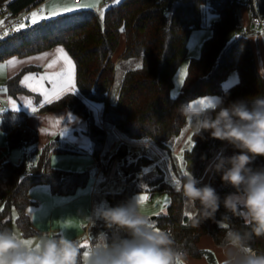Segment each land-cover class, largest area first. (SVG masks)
<instances>
[{
  "label": "trees",
  "instance_id": "1",
  "mask_svg": "<svg viewBox=\"0 0 264 264\" xmlns=\"http://www.w3.org/2000/svg\"><path fill=\"white\" fill-rule=\"evenodd\" d=\"M41 1L0 0V3L5 2L17 11ZM204 3L217 18L210 26V36L200 45L199 55L189 59L187 75L179 93L171 96L172 77L187 54L188 36L191 30L203 25L201 6ZM253 5L264 18V0H121L119 4L105 8L103 23L93 10L77 9L0 40V59L62 45L76 66L75 82L79 92L103 103L102 117L106 124L128 138L149 139L169 151L168 141L185 125L176 112L178 105L205 94H217L225 103L264 95V79L260 76L249 31L239 15L240 8L246 7L251 14L250 25L256 27L252 25ZM133 57L140 60L141 67L135 66L124 72L112 102L109 94L115 80L116 60ZM31 69L34 66L24 67L5 81L7 94L32 93L20 84L21 76ZM230 70L236 71L238 80L223 90L221 82ZM34 96L39 101V95ZM65 107L85 118L86 133L93 154L97 156L103 148L106 133L95 123L91 111L79 96L68 92L39 109L50 111ZM26 118L24 110L5 108L0 112V129L5 135L7 149L24 148L20 161L8 159L0 167V228L14 229L16 226L23 237H31L36 231L27 212L33 202L29 196L30 188L45 183L52 193L72 194L87 183L90 172L51 166L49 153L57 147V141L37 149V132L27 124ZM204 136L202 139L192 133V146L183 152L186 170L192 171L201 181L209 160L225 147L223 142L211 138L208 133ZM128 150L124 143L115 150L125 181L120 191L104 194L108 204L114 207L128 201L134 192L140 191V184L147 186L146 191H167L170 202L166 212L155 216L154 222L171 231L175 247L187 257L206 255L212 259L211 252L199 246V240L208 235L219 245L224 231L211 220L192 226L185 215L184 198L164 180L159 168L156 178L144 175L135 179L134 174L151 164L152 159L142 154L129 160ZM231 152L229 147L228 153ZM260 166H264V157H258L254 162L253 167ZM29 172L32 174L26 175ZM183 179L184 175L180 176V181ZM202 182L211 183L222 198L233 191L218 175L213 179L209 174ZM224 214L225 209L221 206L216 214L217 220H222ZM225 222L238 229L244 227V221L237 217H230ZM101 230L109 231L102 221H98L91 231L95 235ZM87 232L89 235V227ZM251 246L264 252V238L253 239Z\"/></svg>",
  "mask_w": 264,
  "mask_h": 264
},
{
  "label": "clouds",
  "instance_id": "2",
  "mask_svg": "<svg viewBox=\"0 0 264 264\" xmlns=\"http://www.w3.org/2000/svg\"><path fill=\"white\" fill-rule=\"evenodd\" d=\"M260 76L264 79L261 69ZM176 112L195 136L203 139L208 133L225 144L209 160L206 172L233 189L222 198L211 183L185 172L176 191L184 198L191 225L211 220L224 231L218 245L222 264H264V252L251 246L253 239L264 238V166L253 167L264 157V95L229 103L199 98L178 105ZM221 206L225 214L217 220ZM145 207L146 201L137 196L114 207L94 206L86 215L91 241L86 251L80 238L50 233L27 246L16 230L0 228V264H187L171 231L158 227ZM230 217L242 219L244 227L230 226L225 222ZM98 221L111 235L92 233Z\"/></svg>",
  "mask_w": 264,
  "mask_h": 264
},
{
  "label": "crops",
  "instance_id": "3",
  "mask_svg": "<svg viewBox=\"0 0 264 264\" xmlns=\"http://www.w3.org/2000/svg\"><path fill=\"white\" fill-rule=\"evenodd\" d=\"M42 1L40 4H42ZM81 1L82 0H72V3ZM48 2H51V0H48ZM248 12L249 11L246 7L240 8L241 18L243 24L249 31L248 35L256 54L257 64L260 62L264 69V34L258 32V28H254L250 25ZM57 47L63 46L55 45L52 48L23 56L10 55L0 59V62L3 63L13 57L19 60H26L28 57H35L45 52L54 53ZM50 59H52V56H49L44 60H32L25 64H19L14 68L5 67L0 74V83H5L8 78L24 67L34 66V69L26 71L21 76V84V81L26 75L44 72V65H46ZM117 61L118 60H116V62ZM21 85L33 94H38L39 101L36 100L34 95L31 96L24 93H18L16 96L9 95L4 87V89H0V98L3 100L6 109H11V101H15L19 104L17 110L26 111L27 124L33 128L38 135L37 149H41L49 142L57 141V147L49 153V163L51 166L74 171L86 170L90 172V177L85 185L79 186L74 193L68 195L52 193L49 186L45 183H37L32 186L29 190V196L33 202L28 206L27 212L36 234L31 237H23L21 231L16 226L14 227V230L17 229L16 231L18 235L24 239H31L33 243L37 242L38 238L42 235L61 233L67 235L69 238H80L81 244L87 241L89 245L90 240L87 232L88 224L86 215L92 212L97 201L105 199L104 194L109 193V191H107L109 189L108 187L98 188L100 170L97 165L98 159L96 155L93 154L89 136L86 133L87 122L85 118L76 114L68 107L50 111H41L39 108L47 104L44 102L43 95L40 93H34L24 84ZM45 86L50 87L47 82L45 83ZM75 87L77 91L74 94L79 96L89 108L95 123L105 130V145H107L109 135H116L118 130L115 127L113 128L106 124L104 121L102 117L103 103L83 96L79 92L76 82ZM112 91H110L109 100ZM53 100L56 99L53 98L52 101ZM29 101L31 102V105L37 109L35 113H32L31 110L25 106ZM42 129H46V131H42ZM11 151L12 150L9 151L7 149L5 135L0 129V167L4 161L8 159L11 160ZM99 156L101 157V154H99ZM21 158L22 155L20 154L14 161L18 162ZM93 166L95 168H93ZM205 174V176L203 175L201 178L202 181H206L208 178L209 173L206 172ZM206 176L207 178L205 180ZM149 193L150 191H146V195ZM29 209H31V211H29ZM199 246L208 249L213 256L212 259H209L206 255L200 257H187V264H222L224 257L222 256L218 245L214 243L210 236L203 235L199 240Z\"/></svg>",
  "mask_w": 264,
  "mask_h": 264
},
{
  "label": "rangeland",
  "instance_id": "4",
  "mask_svg": "<svg viewBox=\"0 0 264 264\" xmlns=\"http://www.w3.org/2000/svg\"><path fill=\"white\" fill-rule=\"evenodd\" d=\"M47 2L48 0H43L42 4H40V7L34 11H38L41 7L47 9L49 4L51 3V2L48 3ZM82 2H84V0H82L81 2H73V4H80ZM111 4H114L113 0ZM107 6L108 5L104 3V0H99V3L95 8H88V9L93 10L96 13L97 17L100 18L101 10H103L104 12ZM239 15H240V11H239ZM248 16L251 22L250 12H248ZM216 18H217L216 13L212 12L208 8L207 3H204L201 6V19L203 25L200 28H195L191 30L188 36L187 54L185 58L181 61V63L178 65L172 77L173 85L170 92L171 96H176L179 93L181 88V84L179 83L181 73L185 69H187V64L189 59L192 57H197L199 55L200 45L204 39L210 36L211 34L210 26ZM240 19L242 21L241 15H240ZM254 28L260 29L259 27H254ZM137 64H140V60L134 57L120 58L116 62L115 71H114L115 80L113 83V88H111V91L112 89L113 91L110 97V100L112 102L115 101V98L117 96L122 75L127 69L135 67L137 66ZM258 66L259 69H261L262 72H264V69L260 62L258 63ZM2 72L3 70H0V74ZM237 80H238V76L236 71L230 70L227 77L221 82V88L223 90L227 89L229 86L236 83ZM0 89H4V83L2 84L0 83ZM24 94L31 96L34 95L33 93H24ZM199 98L216 99L219 98V96L217 94H205V95H200L192 100H196ZM192 133L193 132L189 130V125L185 123L181 132L177 136L171 138L168 141L169 151L157 146L153 141L149 139H144V140L131 139L124 136L120 131H118L116 135L110 134L107 145H105L104 142L103 148L99 152V154H101V157L99 156V154L96 156L98 159L97 165L100 170L99 179H98V188L100 189V188L108 187L109 190L107 191L109 192H116L123 188L125 181V174L120 166L121 163L120 158L115 155V150L121 143H124L129 148L128 150L129 153H127L129 160L135 159L142 154H145L146 156L152 159L151 164L146 166L140 173L134 174L135 179H137L136 177L141 178L144 175L149 178H156L159 175V171H158L159 168L161 170L162 175L164 176V180L168 182L174 190H176V181H180V176L184 175V173L187 172L184 166V160L181 161L179 157L183 155L184 150L191 148L192 139L189 140V137H191ZM11 152L12 153L10 155V158L11 160L14 161L17 159L18 155L21 154L23 156L24 148L13 149ZM34 158L36 159V155H34ZM93 168L95 167L93 166ZM206 178L207 176L205 177V180ZM146 189L147 186L145 184L143 185L140 184V191L134 192L132 198L136 196L138 197L140 195H146ZM146 196L148 197V199L146 201V207L144 211L154 221V217L157 216V213H159L160 215L166 212V207L170 202V194L167 191H150V193ZM166 200L168 202H166ZM96 205H101L105 207L110 206L106 201V199H100L99 201L96 202ZM161 208L164 209L163 212H161ZM185 211H188L186 207H185ZM12 217L13 218L15 217V212L12 213ZM86 250L87 247L85 248L84 251Z\"/></svg>",
  "mask_w": 264,
  "mask_h": 264
},
{
  "label": "snow or ice",
  "instance_id": "5",
  "mask_svg": "<svg viewBox=\"0 0 264 264\" xmlns=\"http://www.w3.org/2000/svg\"><path fill=\"white\" fill-rule=\"evenodd\" d=\"M121 0H113V3L119 4ZM99 3V0H84V2L80 4H73L72 0H51V3L45 9L44 7H41L38 11H33L29 14L27 19L28 23L21 22L16 27L12 29L14 32H19L20 30H23L25 28H31L34 25L40 24L42 21L45 20H51L53 18L62 16L65 13L73 12L75 9L80 8H95L97 4ZM100 19L103 23L104 20V13L103 10L100 12ZM122 32L124 31L123 28L120 29ZM9 33L7 31L4 32L2 36H0V40L5 39ZM49 56H52V59L49 60V62L44 65L45 71L41 73H31L29 75H26L23 80L21 81V84L26 85L28 88H30L33 92L40 93L44 97L45 103H51L52 99H59L62 95L65 93L71 92L75 93L77 91L75 87V64L71 57L68 55V53L65 51L63 47H57L55 49L54 53H42L35 57H28L26 60H19L15 57L0 63V70H2L5 67H16L19 64H25L32 60H44L48 58ZM141 67V65L137 64V68ZM56 69V70H53ZM51 70V71H50ZM187 75V69H185L181 73V77L179 79V83L183 85L184 83V77ZM47 82L50 87H46L45 83ZM6 91V89H5ZM11 109L17 110L18 105L15 101H11ZM32 113H35L37 109L31 105V102L29 101L27 104H25ZM4 109H0V112H3ZM42 131H46V129H42ZM189 140H191V137H189ZM181 161L184 160L183 155L179 157ZM147 171V170H146ZM179 181H176V184H178ZM141 201H147L148 197L146 195H140L137 197ZM166 202H168L166 200ZM2 210V209H0ZM31 211V209H29ZM164 209L161 208V212H163ZM159 215V213H157ZM187 216V214H185ZM24 243L27 246H31L33 244V241L30 239H25ZM88 247V242L85 241L83 244H81V248ZM85 256L87 253H84Z\"/></svg>",
  "mask_w": 264,
  "mask_h": 264
},
{
  "label": "built area",
  "instance_id": "6",
  "mask_svg": "<svg viewBox=\"0 0 264 264\" xmlns=\"http://www.w3.org/2000/svg\"><path fill=\"white\" fill-rule=\"evenodd\" d=\"M112 0H104L106 5H110ZM40 3L30 4L26 7H23L17 11H13L7 3H0V36L4 34L5 31L9 33L8 36H12L18 32L12 31L19 23L24 22L28 23L26 17L29 16L31 12L39 8ZM255 13L252 15V25L260 28V33L264 34V18H262L257 12L255 5H253ZM21 31V30H20ZM7 36V37H8ZM0 108L5 109L6 106L3 100L0 98ZM31 175L32 173H27ZM26 174V175H27ZM25 175V174H24ZM23 175V176H24Z\"/></svg>",
  "mask_w": 264,
  "mask_h": 264
}]
</instances>
